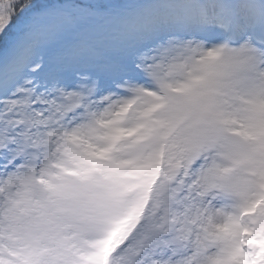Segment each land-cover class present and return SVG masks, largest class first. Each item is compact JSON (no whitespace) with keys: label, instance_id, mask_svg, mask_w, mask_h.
Instances as JSON below:
<instances>
[{"label":"snow or ice","instance_id":"obj_1","mask_svg":"<svg viewBox=\"0 0 264 264\" xmlns=\"http://www.w3.org/2000/svg\"><path fill=\"white\" fill-rule=\"evenodd\" d=\"M0 264H264V0H0Z\"/></svg>","mask_w":264,"mask_h":264}]
</instances>
